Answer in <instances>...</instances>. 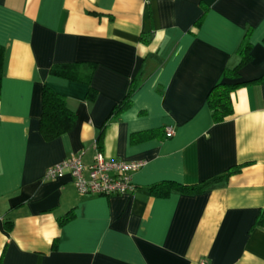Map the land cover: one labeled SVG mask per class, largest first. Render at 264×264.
<instances>
[{"label":"crops","instance_id":"0c3cea01","mask_svg":"<svg viewBox=\"0 0 264 264\" xmlns=\"http://www.w3.org/2000/svg\"><path fill=\"white\" fill-rule=\"evenodd\" d=\"M246 36L252 61L225 79ZM0 46V264H264V0H0ZM67 65L83 78L93 67L90 85L51 74ZM223 82L243 85L216 124L207 96ZM132 83L130 108L111 117ZM45 87L75 116L49 142ZM97 152L143 163L133 194L80 195L69 172L44 179ZM234 167L201 193L155 191Z\"/></svg>","mask_w":264,"mask_h":264},{"label":"trees","instance_id":"16d2710c","mask_svg":"<svg viewBox=\"0 0 264 264\" xmlns=\"http://www.w3.org/2000/svg\"><path fill=\"white\" fill-rule=\"evenodd\" d=\"M201 20L197 22L200 23ZM240 57V63L235 68L229 70H225L224 78L225 79H237L239 70L250 63L252 61V45L249 43L248 36L244 39L241 46L237 51ZM3 55L4 49L0 46V82L2 77V65H3ZM89 74L87 78H83L78 66L75 65H67V66H58L54 67L51 70V74L54 77L79 82L85 84L87 86L90 85L91 72L93 67L89 66ZM86 79V80H85ZM264 78H261L257 81H262ZM256 82V81H255ZM245 84V83H244ZM240 83L231 84V83H219L215 85L207 96V106L211 113L212 120L214 123H221L225 118L229 117L233 113L232 108V99L231 94L238 88ZM138 89V85L132 83L129 91L123 99L112 111L111 117L119 116L121 113L130 108L132 104V96ZM96 96V92L89 88L87 93V98L89 100L94 101ZM75 125V116L74 114L67 108L65 104L64 97L54 93L49 88L45 87L42 90V112L40 118V133L43 139L47 142L55 140L61 135L70 132ZM155 131H149L138 135H133L131 137V142L135 143L140 141L142 138L151 139L155 135ZM98 143H101V139H98ZM240 172L239 167H234L223 173L222 175L207 180L199 185L190 186V187H182L175 184H167L165 188L163 185H159L157 190L153 188L155 191L159 193H167L171 188H177L181 191L191 192V193H201L207 191L210 185L219 180L220 178H227L232 174H236ZM257 224L259 226H264V212H262L261 216L258 218Z\"/></svg>","mask_w":264,"mask_h":264},{"label":"built area","instance_id":"2783aa9c","mask_svg":"<svg viewBox=\"0 0 264 264\" xmlns=\"http://www.w3.org/2000/svg\"><path fill=\"white\" fill-rule=\"evenodd\" d=\"M165 136L172 137L173 129L167 128ZM82 157L83 153H79L49 168L44 179L53 180L69 172L80 195L113 197L134 193L136 187L131 177L141 169L143 163L111 161L97 152L92 163L87 165Z\"/></svg>","mask_w":264,"mask_h":264}]
</instances>
